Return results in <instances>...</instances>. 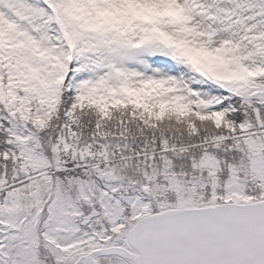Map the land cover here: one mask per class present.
Returning a JSON list of instances; mask_svg holds the SVG:
<instances>
[{"label": "snow or ice", "instance_id": "obj_1", "mask_svg": "<svg viewBox=\"0 0 264 264\" xmlns=\"http://www.w3.org/2000/svg\"><path fill=\"white\" fill-rule=\"evenodd\" d=\"M0 264H264V0H0Z\"/></svg>", "mask_w": 264, "mask_h": 264}]
</instances>
